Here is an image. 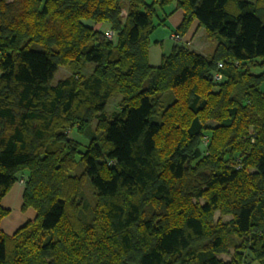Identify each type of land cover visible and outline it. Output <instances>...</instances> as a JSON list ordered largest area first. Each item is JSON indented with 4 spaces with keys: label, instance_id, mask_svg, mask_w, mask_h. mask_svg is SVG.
<instances>
[{
    "label": "trees",
    "instance_id": "1",
    "mask_svg": "<svg viewBox=\"0 0 264 264\" xmlns=\"http://www.w3.org/2000/svg\"><path fill=\"white\" fill-rule=\"evenodd\" d=\"M171 5L216 44L154 66ZM20 178L35 217L0 264H264V0H0V222Z\"/></svg>",
    "mask_w": 264,
    "mask_h": 264
},
{
    "label": "rangeland",
    "instance_id": "2",
    "mask_svg": "<svg viewBox=\"0 0 264 264\" xmlns=\"http://www.w3.org/2000/svg\"><path fill=\"white\" fill-rule=\"evenodd\" d=\"M151 1L152 0H146V2H148V3H150ZM250 1H254V0H250ZM170 9H171V6H168V7L163 8V9L157 7V13L160 15V17L163 16V19H164L166 17V15H167V14H165V12H167V13H168V11L170 12ZM154 21H158V16L154 17ZM159 25L156 26L153 29V31H155V33H153V34L157 33L158 35H161V37L163 36V38H162V41L159 43V46L157 47V49L154 50L153 47H152L151 57L149 56L150 63L152 65H154V66H157L161 62L160 61V55L163 52L164 53H168V52L171 51L172 45H173L174 42H176V43H185L189 48H192V49H194L196 51H198L199 47H200L201 49H203V50H200V51H203L202 53H205L206 51L208 53H210L212 47H214V45L216 44V40L208 37L207 34H206V31H205V29L203 27H201L197 32L196 31L192 32L191 35H188V32L190 30L185 35H180L179 32L176 30V28L178 27L177 26L175 28V30L172 31V34L170 36V32L167 34L166 31H164L163 26H159ZM108 30H109V28L102 29V32H104V37L105 38H108L107 35H106V32H108ZM99 31H101V30L99 29ZM152 32H151L150 35H152ZM33 47L36 48V49H41L42 48V46L40 44H33ZM94 66H95L94 62H91V61L87 62L86 66H85V69H84V73L90 72L94 68ZM70 73L71 72H70V70L67 67H63V66L60 67L58 73L55 75L54 82H57V80L60 79V78L66 77ZM121 98H122V96L120 94H116V95L112 96L109 99V101H108V103H107V105L105 107V111L107 113L111 114L114 110L118 109L120 107L119 105H120ZM95 129H96V122L94 121L91 125H89L86 128L84 133H79L76 129H73L71 131L70 135L73 138H75V139H77L78 141L81 142V144H82L81 149H85V145H87L89 143V141H90L92 136H95V137H97V139H99V135L100 134H98L95 131ZM91 130H94V132H92ZM82 169H83V163L79 162V164L76 167V169L74 171H72V172L74 174L75 173H79ZM18 181L21 184L24 185V179L23 178H20ZM84 190H85L84 191L85 192L84 195H85L88 207H91L93 205V202H94V196H93V190L91 189V182H90L89 179L87 180V182H86V184L84 186ZM22 205H23V203H22ZM218 217H219V212L216 213L215 219H217ZM229 218H230V216H224L223 217L224 220H228ZM33 219H30L28 221H31ZM232 251H233V249L231 248V252ZM220 257L225 259V260L230 259V255H227V254H222V255H220Z\"/></svg>",
    "mask_w": 264,
    "mask_h": 264
},
{
    "label": "crops",
    "instance_id": "3",
    "mask_svg": "<svg viewBox=\"0 0 264 264\" xmlns=\"http://www.w3.org/2000/svg\"><path fill=\"white\" fill-rule=\"evenodd\" d=\"M173 9V5H171V11ZM170 11V12H171ZM169 12V11H168ZM183 18V11L181 9H175L172 13H169L165 18L164 21L159 25L163 26L164 31L168 34L170 32V36L172 34V31L175 30V28L180 24L181 20ZM92 27L96 30L107 29L109 26L105 23H93L91 24ZM201 27L198 25L197 21H194L190 31L188 32V35H191L192 32L198 31ZM155 31L152 32V35H150V47H149V56L151 57L152 47L153 49H157L159 46V43L162 41L163 36L161 35L153 34ZM173 39V38H172ZM174 40V39H173ZM175 41V40H174ZM173 41V42H174ZM176 44V42L173 43V46ZM214 47H212L210 53L213 51ZM172 50V49H171ZM203 50L199 47V52ZM157 51V50H156ZM171 52V51H170ZM168 53H162L160 55V61L162 59L163 55L169 54ZM207 51L203 54H210ZM24 185L21 184L19 181L15 182L14 185L11 187V189L8 191V193L2 198V205L5 208H8L10 210V213L6 215L0 223V227L4 233L12 234L19 226L24 224L30 219H33L35 216V210L31 207L27 208L26 210H22V195H23Z\"/></svg>",
    "mask_w": 264,
    "mask_h": 264
},
{
    "label": "built area",
    "instance_id": "4",
    "mask_svg": "<svg viewBox=\"0 0 264 264\" xmlns=\"http://www.w3.org/2000/svg\"><path fill=\"white\" fill-rule=\"evenodd\" d=\"M106 35L109 39H111L114 35V32L112 30H108V32H106ZM216 78L220 79L221 78V75H216Z\"/></svg>",
    "mask_w": 264,
    "mask_h": 264
}]
</instances>
